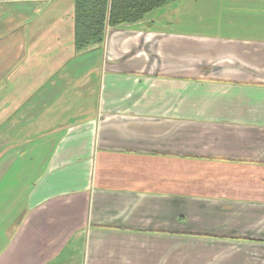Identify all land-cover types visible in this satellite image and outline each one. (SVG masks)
<instances>
[{
  "label": "crops",
  "instance_id": "0c3cea01",
  "mask_svg": "<svg viewBox=\"0 0 264 264\" xmlns=\"http://www.w3.org/2000/svg\"><path fill=\"white\" fill-rule=\"evenodd\" d=\"M74 13L0 0V264H264V0Z\"/></svg>",
  "mask_w": 264,
  "mask_h": 264
},
{
  "label": "trees",
  "instance_id": "16d2710c",
  "mask_svg": "<svg viewBox=\"0 0 264 264\" xmlns=\"http://www.w3.org/2000/svg\"><path fill=\"white\" fill-rule=\"evenodd\" d=\"M172 0H74L78 51L102 44L108 27L133 23Z\"/></svg>",
  "mask_w": 264,
  "mask_h": 264
}]
</instances>
